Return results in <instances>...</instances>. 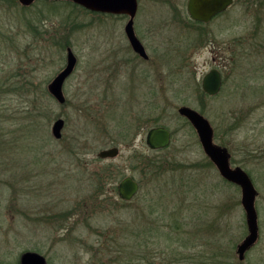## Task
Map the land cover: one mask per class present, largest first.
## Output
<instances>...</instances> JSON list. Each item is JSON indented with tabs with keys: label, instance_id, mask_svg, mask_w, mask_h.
<instances>
[{
	"label": "rangeland",
	"instance_id": "obj_1",
	"mask_svg": "<svg viewBox=\"0 0 264 264\" xmlns=\"http://www.w3.org/2000/svg\"><path fill=\"white\" fill-rule=\"evenodd\" d=\"M187 5L139 0L147 64L130 49L128 18L0 0V264L27 251L48 264H264V0H235L206 24ZM68 48L78 62L60 104L48 87ZM216 66L224 84L211 98L202 81ZM181 106L210 121L258 191L260 237L242 263L241 187L220 175ZM156 124L173 137L161 151L146 143ZM112 147L117 158H99ZM111 168L119 177L104 186ZM127 176L141 186L131 202L118 194Z\"/></svg>",
	"mask_w": 264,
	"mask_h": 264
},
{
	"label": "water",
	"instance_id": "obj_2",
	"mask_svg": "<svg viewBox=\"0 0 264 264\" xmlns=\"http://www.w3.org/2000/svg\"><path fill=\"white\" fill-rule=\"evenodd\" d=\"M23 6H30L36 0H19ZM68 1L76 3L86 10L112 15H126L129 20L125 26V33L133 50L144 58H148L146 49L135 31V18L139 9V0H52ZM235 0H188L187 11L190 18L195 22L209 23L218 14L231 8ZM77 57L71 48L67 49L66 67L49 84V93L60 103L65 104L67 99L64 94V85L67 79L73 74L77 66ZM223 87L222 74L217 69H212L207 73L202 81L203 91L210 97L220 94ZM181 117L187 119L198 134L200 143L205 154L216 166L220 175L228 182L241 187L242 205L246 213V221L249 235L239 246L238 253L240 259H244V254L249 250L259 238V217L256 209L258 191L248 173L241 167H232L231 154L228 149L219 146L214 141V129L210 121L199 111L181 106L178 109ZM65 120L59 118L53 125V136L59 140L63 137ZM148 147L153 151L168 148L172 143V134L164 126L151 128L146 137ZM119 147H112L99 152L101 159H115L120 155ZM140 184L130 176L125 177L118 186L119 196L126 202H131L139 193ZM20 264H48L45 256L27 251L20 257Z\"/></svg>",
	"mask_w": 264,
	"mask_h": 264
},
{
	"label": "flooded vegetation",
	"instance_id": "obj_3",
	"mask_svg": "<svg viewBox=\"0 0 264 264\" xmlns=\"http://www.w3.org/2000/svg\"><path fill=\"white\" fill-rule=\"evenodd\" d=\"M19 1V0H18ZM37 1V0H36ZM35 1V2H36ZM20 2V1H19ZM34 2V3H35ZM33 3V4H34ZM33 4H31L30 6H32ZM30 6H25V7H30ZM226 12V11H225ZM225 12H223V13H221V14H218L216 17H214L213 18V20L215 19V18H217V17H219V16H221L222 14H224ZM105 15H112V14H105ZM115 16H123V17H125V18H128L129 19V17L128 16H126V15H115ZM200 23V22H199ZM210 23V22H209ZM204 24V23H203ZM139 38V37H138ZM141 41V40H140ZM142 42V41H141ZM142 44H143V42H142ZM144 45V44H143ZM130 49H131V51L134 53V55H135V58H137V59H139V60H141L143 63H147V64H149L150 63V57H149V55H148V58L146 59V58H144V57H142V56H140L139 54H137L134 50H133V48H132V46L130 45ZM144 47H145V45H144ZM145 49H146V47H145ZM146 52H147V49H146ZM147 54H148V52H147ZM67 64V63H66ZM65 67H66V65H65ZM64 67V68H65ZM77 67V66H76ZM63 68V69H64ZM62 69V70H63ZM213 69H217V70H219L220 71V73L222 74V72H221V70H220V67L219 66H216L215 68H213ZM75 72V71H74ZM73 72V73H74ZM73 75V74H72ZM71 75V76H72ZM70 76V77H71ZM69 77V78H70ZM68 78V79H69ZM222 78H223V75H222ZM67 79V80H68ZM223 84H224V80H223ZM171 134H172V132H171ZM172 139H173V137H172ZM232 165V164H231ZM232 167H239V166H233L232 165ZM136 180V179H135ZM138 182V181H137ZM139 183V182H138ZM140 189H141V186H140ZM118 194H119V192H118ZM135 199V198H134ZM133 199V200H134ZM122 200V199H121ZM132 200V201H133ZM122 201H124V200H122ZM124 202H126V201H124ZM246 223H247V221H246ZM248 227V226H247ZM248 232H249V230H248ZM249 235V233L245 236V238H243V240L242 241H240L237 245H236V247H235V252H236V255L238 256V258H239V261L242 263V262H244L245 260H246V257H247V254L255 247V245H256V243L258 242V240H259V238H258V240H257V242L249 249V250H247L246 251V253L244 254V259L243 260H241L240 259V254L238 253V248H239V246L244 242V240L247 238V236ZM259 237H260V234H259Z\"/></svg>",
	"mask_w": 264,
	"mask_h": 264
},
{
	"label": "trees",
	"instance_id": "obj_4",
	"mask_svg": "<svg viewBox=\"0 0 264 264\" xmlns=\"http://www.w3.org/2000/svg\"><path fill=\"white\" fill-rule=\"evenodd\" d=\"M55 2V1H54ZM65 2H67V1H65ZM69 3H71V2H69ZM72 4H74V3H72ZM74 5H76L77 7H81L80 5H78V4H74ZM81 8H83V7H81ZM84 9V8H83ZM203 91V90H202ZM203 95H205V96H208L207 94H205L204 92L202 93ZM209 97V96H208ZM212 98V97H211ZM185 119V118H184ZM187 122H188V120L187 119H185ZM189 123V122H188ZM156 126H159V124H156ZM161 126V125H160ZM114 145H117V144H114ZM155 167V166H154ZM153 166H151V164L148 166V168H152V169H155ZM103 173L104 174H106L107 176H108V178H104V176H102L103 174H101L100 176H99V180H101L102 182H103V179H104V186H106L108 183L106 182L107 180H110V179H116V178H118L119 176H118V174L120 173V172H118V170L117 169H115V168H111L110 170L109 169H105L104 171H103Z\"/></svg>",
	"mask_w": 264,
	"mask_h": 264
}]
</instances>
